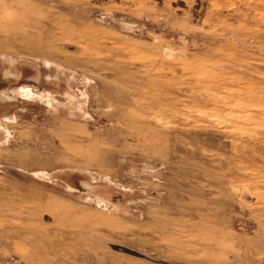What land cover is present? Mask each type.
Returning <instances> with one entry per match:
<instances>
[{"label":"rangeland","instance_id":"rangeland-1","mask_svg":"<svg viewBox=\"0 0 264 264\" xmlns=\"http://www.w3.org/2000/svg\"><path fill=\"white\" fill-rule=\"evenodd\" d=\"M0 264H264V0H0Z\"/></svg>","mask_w":264,"mask_h":264}]
</instances>
